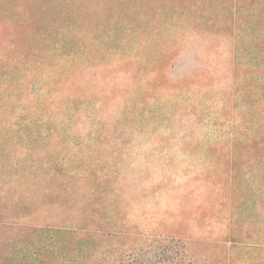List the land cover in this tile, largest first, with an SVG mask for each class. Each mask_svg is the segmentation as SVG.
<instances>
[{
    "label": "rangeland",
    "instance_id": "1",
    "mask_svg": "<svg viewBox=\"0 0 264 264\" xmlns=\"http://www.w3.org/2000/svg\"><path fill=\"white\" fill-rule=\"evenodd\" d=\"M125 2L26 4L0 62V264H264V0Z\"/></svg>",
    "mask_w": 264,
    "mask_h": 264
},
{
    "label": "trees",
    "instance_id": "2",
    "mask_svg": "<svg viewBox=\"0 0 264 264\" xmlns=\"http://www.w3.org/2000/svg\"><path fill=\"white\" fill-rule=\"evenodd\" d=\"M20 1L24 3H21ZM33 2L34 0H0V62L6 61V58L8 59L6 52L12 49L17 51L21 47V41L25 37L24 27H27L30 25V23H32L31 20L36 17L35 14L39 11L37 4L34 5L32 10H26V4H28L29 7V5ZM125 3L127 4V0ZM174 8L183 9L182 6L180 7L179 5L174 6ZM48 16H50L49 20L52 22V25H54L55 20L52 21L53 13L50 12V15ZM159 19H161L160 22L162 24H164L167 19L169 24H171L168 8H165V11ZM253 48L257 50L259 54V66L261 70L264 71V39L263 41L255 43ZM240 69V66L235 63L233 66V70L235 72L234 78L240 75ZM245 89L247 92L250 90V88ZM261 110L264 111V108ZM70 231L72 230L53 228L54 233H70ZM56 238L57 237L53 234L50 236L51 240H57ZM182 254H189V250L186 247H183V249L180 251V255ZM28 264H31L30 261Z\"/></svg>",
    "mask_w": 264,
    "mask_h": 264
}]
</instances>
